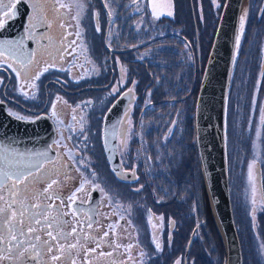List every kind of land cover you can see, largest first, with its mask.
Masks as SVG:
<instances>
[{
  "label": "rangeland",
  "instance_id": "obj_1",
  "mask_svg": "<svg viewBox=\"0 0 264 264\" xmlns=\"http://www.w3.org/2000/svg\"><path fill=\"white\" fill-rule=\"evenodd\" d=\"M52 1L60 10L69 13V19H62L69 37L60 34L53 61H45L41 67L37 64L28 67L29 75L23 84L22 100L30 102L26 106L32 111L26 110L28 113L43 110L55 122V146L59 157L53 163H57L61 157L64 161L61 165L63 171L68 170L67 161L76 164L77 169L86 173L89 181L85 180L91 187L103 189L100 134L94 129L96 126L92 125V130L88 128L90 118L97 125L103 121L106 110L118 96L133 95L134 99L128 101L122 113L119 126L118 144H121L123 155L127 154L132 138L129 131H132L133 122L141 124V132L150 129L157 136L160 135L159 145L166 143L172 129H178L183 113L185 121L194 124L195 102L192 97L190 101L184 100L178 105L172 101H177L175 92L182 89L179 87L180 80L187 79L183 84L190 92V85L192 87V83L201 79L202 74L198 77L195 71L198 64L195 53L204 66L224 0H215L220 7H216L213 0H191L192 6L190 0H181L179 9L175 0H116L115 3L111 0ZM61 4L66 7H60ZM257 5L264 9V0ZM258 8L253 13L255 21H251L250 27L245 26L246 39L242 38L236 50L226 113L230 202L240 241L242 264H264V10L260 15ZM119 26L124 28L121 36ZM161 33H169L171 42L155 39L142 48L124 54L117 51L110 54L109 48L123 49L155 37L161 39ZM208 39H211L210 42ZM101 49L103 58L100 56ZM173 53H177L174 62L170 61ZM109 55L112 56L114 69L117 68V75L111 82L109 78L105 80L101 77L109 69ZM126 58L132 59L133 63ZM145 64H149L148 70L152 75L158 70L157 78L168 77L171 81L167 95L172 94V98L160 100L167 107L162 113L157 112V102L152 96L156 86L164 82L155 78L153 84L146 88L142 84L146 82L145 78L143 75L140 78ZM40 73L42 76L38 77ZM107 82V87L100 88ZM114 89H118L115 94ZM144 113L152 114L154 120H159H145ZM164 113L167 115L164 116ZM250 164L253 165L251 171ZM65 177L64 173L60 176L64 188L67 187ZM108 180L111 182L109 177ZM201 185L204 234L207 239L202 247L200 245V260L192 264H224L225 246L209 207L203 178ZM101 195L103 197V192ZM210 220L222 247L220 255L214 247L216 240Z\"/></svg>",
  "mask_w": 264,
  "mask_h": 264
},
{
  "label": "flooded vegetation",
  "instance_id": "obj_2",
  "mask_svg": "<svg viewBox=\"0 0 264 264\" xmlns=\"http://www.w3.org/2000/svg\"><path fill=\"white\" fill-rule=\"evenodd\" d=\"M46 1L48 4L45 0H23L28 8L25 21L22 22L21 18H16V15L15 18H8L5 24L7 32L4 40L16 41L17 44L0 46V53H3L0 55V109L4 107L3 109L11 116L24 117L22 120L29 121L37 119L40 115H47L55 130L54 139L50 143V149L54 151L53 159L45 161L44 168L41 169L44 175L35 173L37 179L33 181L29 178L27 181L29 192L25 203L29 205V212L25 215L29 216L30 213L38 211L43 215L53 217L59 213L57 216L59 226L54 224L48 230L52 231L53 235L64 234L59 241L62 248H67L68 244L76 245L70 250L71 258L75 264L198 263L202 250L196 251L195 247V251H191L189 255V249L192 241H196L198 238L202 239L203 221L199 220L203 213L202 174L196 148L199 167V171H197L200 173V175L198 173L197 182L199 183L191 191H188L189 161H187L186 130L181 133L182 146L168 143L163 147L165 149H157V144L150 138L151 135H155L154 132L150 129L147 132H141V124L138 121L133 122L131 123L132 131H129V137L131 134L132 138L127 154L123 155L121 144L120 146L118 144L120 122L117 129L116 148L119 169L114 171L104 151L102 138L104 117L103 121L97 125L93 124L90 118L88 128L92 130V125L96 126L94 129L100 134V145H102L103 197L99 188L89 185L86 173L77 169L76 164L67 161L68 170L63 171L61 165L64 161L61 157L57 163H53L59 157L55 146L57 141L55 122L43 110L28 113L27 111H32L26 106L30 102L22 100V96H24L23 84L29 75L28 67L36 64L41 67L45 61H53L56 55L55 49L58 46L55 44H59L60 34L69 37L65 21L62 20L69 19L67 16L69 13L60 10L54 1ZM23 2L0 0V19H5V12L13 11L9 7L12 3H16V9L18 4L20 5V11L17 13L21 15L25 7ZM248 2L246 28L250 27L251 21H255L253 13L257 10V3L260 0H249ZM263 10L262 6L258 8L260 15H263ZM246 28L242 36L244 40L247 37ZM107 34L108 29L106 30ZM30 44H32L33 50L28 59L27 49ZM12 47L16 48L15 52L11 50ZM109 50L111 53L113 49L109 48ZM100 56L103 58L102 49ZM109 61V69L101 77H104L105 80L109 78L111 82L117 75V68L114 69L112 59ZM41 76L40 73L38 77ZM108 83L100 88L107 87ZM129 95V102H132L134 97L130 93ZM89 114L93 113L89 112ZM168 136L174 139L177 134L172 129ZM177 159L179 163H176ZM63 173L66 174V188L62 187L60 183V176ZM51 180H56L57 183L49 188L48 193H44L43 190L48 187ZM192 180L193 178L190 183L188 182L189 186H191ZM81 185H83L82 190L76 191L81 188ZM7 188L8 185H5L4 189L0 190L3 191L5 200L10 199ZM53 193L59 199H56L52 195ZM73 193H75L74 196ZM69 197H72V200H69ZM61 200L64 201L63 205L60 204ZM32 204L42 205V207L32 209ZM15 207L19 208V204ZM188 210L190 211L188 212ZM188 217L195 219L189 237H187ZM24 226H28L27 220ZM32 226L38 229V234L44 239L46 223L35 224L33 222ZM73 228L77 229L75 233L72 232ZM157 244L160 245L158 249L156 248ZM89 249H95V252H90ZM193 252H195L194 256ZM109 253L110 255H108ZM44 259H48L47 253ZM5 264H9V262L5 261ZM49 264H53V262L49 261ZM54 264H70V261L62 258Z\"/></svg>",
  "mask_w": 264,
  "mask_h": 264
},
{
  "label": "water",
  "instance_id": "obj_3",
  "mask_svg": "<svg viewBox=\"0 0 264 264\" xmlns=\"http://www.w3.org/2000/svg\"><path fill=\"white\" fill-rule=\"evenodd\" d=\"M249 0H224L214 37L204 65L195 106L194 130L200 171L210 210L225 246L224 264H242L240 241L234 223L226 155L227 98L232 68L236 56L235 37L239 34L241 16L247 11ZM25 5V2H23ZM20 5L16 11H20ZM26 5L16 18L25 21ZM244 21V30L247 23ZM7 29H0V41H4ZM244 33V32H243ZM243 36V35H242ZM241 36V40H242ZM240 40V43H241ZM33 47L28 46V59ZM130 95L114 100L103 121L104 151L111 168L119 169L117 155V129ZM4 108V107H3ZM0 109V154L7 157L9 165L21 170L33 168L40 161L51 160L54 151L50 143L54 139V126L47 115L29 121L15 118ZM43 153V155H40ZM19 154V155H18Z\"/></svg>",
  "mask_w": 264,
  "mask_h": 264
},
{
  "label": "snow or ice",
  "instance_id": "obj_4",
  "mask_svg": "<svg viewBox=\"0 0 264 264\" xmlns=\"http://www.w3.org/2000/svg\"><path fill=\"white\" fill-rule=\"evenodd\" d=\"M17 2H23V0H17ZM112 3H115L116 0H111ZM216 7H220L218 3L215 2ZM107 3L105 7H107ZM13 9L11 12H5V19H0V28H3L7 23L8 18H15L18 14L16 11V3H12L9 5ZM60 7H66V5L61 4ZM111 14V13H110ZM155 15V13H153ZM169 16L172 15L171 12L168 13ZM247 17V11L244 15L241 16L240 20V31L239 34L235 37V47L238 50L240 46L241 36L244 32V21ZM97 30H99L97 28ZM79 36V33H77ZM163 35V33H161ZM16 41L4 40L0 41V46H14L16 45ZM12 51H16L15 47L11 48ZM3 55V53H0ZM7 63V61H4ZM31 63V61H29ZM11 67V65H9ZM47 71V69H45ZM19 75V73H17ZM118 92V89L113 90V94ZM19 119H24V117H18ZM259 134V133H258ZM19 155V154H18ZM43 155V153H40ZM45 161H40L37 165L33 166V168H27L21 170L19 167L13 169L7 160V157L3 154H0V190L4 189L5 185H8L7 191L9 193L10 199L5 200L3 191H0V264H5V261L9 262V264H49L50 262L60 261L62 258H66L70 261V264H75V261L72 260L70 255V250L75 248V244H68L67 248H62L59 244L61 237L64 236L63 233H59L57 235H53V232L48 230L53 227L55 224L59 226V220L57 216L49 217L43 215L40 212H32L29 216L25 214L29 212V205L25 203L28 198L29 192V178L33 181L37 179L35 173H40L41 169L44 168ZM253 165H249V169L251 171ZM47 171V170H45ZM56 180H51V183L47 188L43 190L44 193H48L49 188L52 187L53 184H56ZM81 188L76 189V191H81ZM99 191L104 192V189H99ZM139 191V189H136ZM43 194V193H41ZM56 199H59L58 196H55V193L52 194ZM75 193H73V196ZM107 196V193H105ZM52 198V197H50ZM72 200V197L68 198ZM64 201L61 200L60 204L63 205ZM75 203V201H73ZM255 203V201H254ZM19 204V208L15 207ZM42 205L32 204V209H39ZM67 215V213H64ZM40 218L37 219L36 217ZM28 221V226L25 227V221ZM42 224L46 223V227L44 229V239L38 234V229L32 226V223ZM91 227V225H89ZM77 231L76 228L72 229V232L75 233ZM107 235V233H105ZM160 247L159 244L156 245L158 249ZM90 252H95V249H89ZM48 254V259L45 260V254ZM104 255V253H101ZM110 255V253L108 254ZM179 264V262H177Z\"/></svg>",
  "mask_w": 264,
  "mask_h": 264
},
{
  "label": "trees",
  "instance_id": "obj_5",
  "mask_svg": "<svg viewBox=\"0 0 264 264\" xmlns=\"http://www.w3.org/2000/svg\"><path fill=\"white\" fill-rule=\"evenodd\" d=\"M175 1H176V4H177V9H179V7H180L179 2L181 0H179V1L178 0H175ZM190 5L192 6L191 0H190ZM190 13L193 16V18H192L193 22L196 21L195 18H194V12L192 11V7H191ZM194 24H195V22H194ZM123 30H124V28L121 27V26H119V36H121L123 34ZM128 31L130 32V29L129 28H128ZM160 37H161L162 40L159 39V38H157V37H155V38H153V40L152 39L151 40H147V41H145L143 43H140V44H138L136 46H133V47L123 48V49H113L111 51V53L113 51H117L119 53L124 54V53L130 52L132 49L135 50V49H139V48H142L144 46H147L148 44L154 42L155 39H158L160 42H164V43H170L171 42V39H170L171 36H170L169 33H164L163 35H160ZM210 40H209V42H210ZM185 41L188 42V40H185ZM211 43H212V40H211ZM211 43H210V45H211ZM102 47H103V45H102ZM106 48H107V46H106ZM195 49H196V47H195ZM166 52H168V51H166ZM109 57H110L109 58V60H110L112 58V56L109 55ZM176 58H177V53H173L172 59L170 61H173L174 62V60ZM195 58H196V63H198L196 65V70L195 71L198 73V77H199V75L203 73L202 71H203L204 66H202V60L200 58L197 59L196 53H195ZM121 59L123 61V58H121ZM126 60L129 61L130 63H133L132 59H130V58H126ZM200 61H201V63H200ZM109 65L110 64H108V66ZM145 66L146 67L144 68V71H142L141 74H140V78L143 75V77L145 78L146 82L145 83H142V84H145L146 85V88H149L153 84L154 79L157 78L158 70L154 74L156 76L155 77L148 70L149 64H145ZM157 79L159 81H161V82H164V84H159V85L156 86L157 89L155 90V92L153 94L154 96H152V98L157 102L156 105H155V107L158 109L157 112L162 113V112H164L166 110L167 107L165 105V102H161L160 100H165V99H171L172 98L171 97L172 94L167 95V93H169V90L171 89V81L168 79V77H159ZM186 80L187 79H183V80H180L179 81V87L182 88V89H179L178 91L175 92L177 94L176 95V98H178V99H177V101H172V102L175 103V104H177V105L178 104H181L184 100H185V102L187 100L190 101L191 100V97L193 99L192 101L195 102V100H196L197 91H198V85L200 84L199 81L201 79L200 80L198 79L196 81V83H192V87L190 85V92H187V87H185L184 84H183ZM147 85H149V87H147ZM143 112H144V110L142 111L141 116L143 115ZM163 115L166 116L167 114L164 113ZM182 115L183 116L180 118V123H178V129H176V127L174 128V131L177 134V136L174 139H171V137L168 136V139H167L166 143L164 145H159L157 142H159L160 135L159 136H157V134L151 135L150 138L153 139L154 140V143L157 144V146H156L157 149H165L163 147L166 144H168V143L169 144H172V143L175 144L176 143V144H178V146H182L183 143H181V141H180L182 139L181 133L184 132V130H186V140H187V146H188V160L187 161H189L188 162L189 168L187 170V172L189 174L187 176V184H188V191H191V189L194 188V187H196L197 184L199 183V182H197L198 173H199L198 172L199 171V167H198V161H197V156H196V147H195V143H194V140H195V130H194V124L192 122L188 123L187 121H185V115H184V113ZM156 116L159 117L158 115H156ZM144 119L145 120H149L151 122H156V121L159 120V118H157V119L154 120V115H152V114L146 115L145 113H144ZM176 163H179V160L178 159H177ZM162 171H163V169H162ZM199 175H200V173H199ZM192 178H193V180L191 182V186H192L191 187V186H189V183H190V180ZM205 203H206V199H205ZM189 211L190 210H188V212ZM201 219L203 221V226H202V239L200 240L198 238L196 241L195 240L192 241L191 246H190V249H189V255L191 254V251H195V247H196V251L202 250L201 247H202V245H204V241L207 239V237L204 234V223H205V219H203V213H202V215H201V217H200L199 220H201ZM210 222H211V225H212L211 230H212V232L214 234V238L216 240V244L213 242L214 243V247L217 250V254L219 252V255H220V249H222V247H221V244L219 242V238H218V236L216 234V229L213 227V224H212V221L211 220H210ZM194 224H195V219L192 218V217H188L187 218V225H188L187 237H189V235H190V233L192 231V227L194 226ZM200 245H201V247H200ZM184 247H185V245H184Z\"/></svg>",
  "mask_w": 264,
  "mask_h": 264
}]
</instances>
